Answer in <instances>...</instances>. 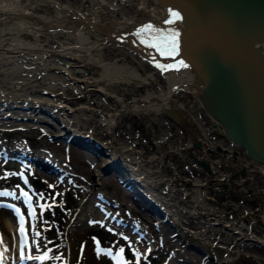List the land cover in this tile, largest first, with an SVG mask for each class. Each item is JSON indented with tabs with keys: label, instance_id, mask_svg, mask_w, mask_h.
<instances>
[{
	"label": "bare ground",
	"instance_id": "bare-ground-1",
	"mask_svg": "<svg viewBox=\"0 0 264 264\" xmlns=\"http://www.w3.org/2000/svg\"><path fill=\"white\" fill-rule=\"evenodd\" d=\"M2 1L0 0L2 3H0V106L5 104L7 108L12 107L13 109L20 103L29 108L34 106V110L46 107L52 117L57 118L58 122L61 120L62 128L58 137H54L55 139L62 138V134H66L64 139L66 137L74 139L77 134H82L81 126L85 124L101 126L108 134H112L118 122L117 117L121 114L145 115L148 112L162 114L167 108H173L181 116H185L183 110L192 112L194 109L196 112L202 113L197 120L199 123L193 122L199 127V131L201 129V132L194 140V142L200 140V145L198 148L193 147V151L190 150L191 156L207 163V151L210 153L221 152L212 158L209 171L202 172L205 181L198 183L195 175L189 179L191 183L193 182L192 191L199 187L202 188L205 201L193 197L188 199L187 196L191 191L186 190L185 187L180 188L183 190L181 191L182 195H177L176 199H170V194L168 196L166 193L167 190L157 186L161 171L150 166L156 160L161 163L163 156L168 151L176 154V158L179 149L183 155H186L187 149L189 150L192 144V138L174 146H167L169 150L162 152L159 144L165 141L162 144L167 145L169 137H161L155 141L156 150L149 160H144V154L134 145L132 147H113L101 142V145L108 151V156L104 157L105 163L123 158L135 178L149 189L146 191L153 199L160 195L161 199L171 204L165 213L174 212L175 209V212L179 211L180 215L187 214L192 219L195 217L194 214L201 210L207 214V209L210 206H207L206 202L209 200L212 201L209 203L211 206H219V202L222 201L223 208L221 209L223 211L226 210L225 208L238 211L239 208L242 213H249L250 205L247 204V199L243 194L249 188L248 183L243 181V184L240 185L235 175L244 176L248 181L242 168L254 163L246 156L244 149L232 143L228 137L223 136L222 126L205 110L198 97L200 86L192 69L188 67L179 72L168 71L161 74L153 64L149 63L151 50L145 45L155 42L149 31L146 30L143 33L147 38H143V44L134 45L133 40L136 37L128 35L142 24L149 22L161 28L179 27V22L172 26L164 24V21L169 17L167 8L157 0H80L75 3H70L68 0H5L7 1L5 4ZM46 5L52 8V13L40 14L39 7L47 9ZM141 15L142 17H138ZM125 36L127 39L121 42L120 37ZM42 37L47 38L41 42ZM152 39L154 40L152 41ZM160 62L171 63L166 60ZM155 86L158 89L155 90ZM143 88L145 94H135L136 91H141ZM181 91L190 94L194 100L176 98ZM42 93H48L51 96L44 97ZM101 95L116 102V107L119 109H116L114 113L109 112L105 117L97 120L95 116L101 110L91 107V105L96 103L95 99L101 101ZM83 99H89V102H92L89 103L90 106L75 105L77 100ZM7 111L9 112V110L3 111L0 108V125L4 122L1 120L5 118L12 119L14 117L13 122L10 123L13 125L19 124L16 123L18 119H32L37 123L32 124L33 127L45 131L42 126L38 125L42 124L44 120L40 118V115L23 113V117L17 118V115H12ZM18 122L20 121L18 120ZM188 131L191 132L189 129ZM196 160L192 164L199 168L200 164ZM176 164L178 162L173 160L166 167L182 174ZM114 166L111 174H119ZM250 170L246 169L247 172ZM162 172L167 174L169 171L164 169ZM175 176L177 179L181 178ZM162 177L163 175H161ZM250 191L252 190L250 189ZM230 192L238 194L239 199H229L227 195ZM231 201L236 203L235 207ZM258 205L264 212V202L258 200ZM157 207L156 210L161 211L159 204ZM261 214L263 215L262 212ZM248 215L257 218L258 212ZM179 218L180 216L177 220ZM160 219L158 218V220ZM212 220L220 222L218 224L222 227L232 226L236 223L231 221L227 224L223 218L218 219V217ZM115 223L117 224V221ZM8 225L11 230H14V224L8 222ZM223 230L232 233L233 227L223 228ZM192 232L198 235L204 234L203 231L196 229ZM239 232L241 231L236 230L235 235L238 236ZM250 234L254 235L251 229ZM249 237L245 243L251 245L253 242L256 243L255 246H258V238L255 241ZM0 238L3 240L0 250H3V247L9 248L7 239L1 233ZM242 238L243 235H240L235 239ZM220 239H211L212 246L215 242L216 248L223 247L221 249L224 250V253L231 252V247ZM153 243L155 242L153 241ZM259 245L258 249L264 247L262 241ZM13 254L12 250L5 253L4 264H13V261H16ZM231 259V257H226L225 261ZM57 264L60 263L57 262Z\"/></svg>",
	"mask_w": 264,
	"mask_h": 264
},
{
	"label": "rangeland",
	"instance_id": "rangeland-1",
	"mask_svg": "<svg viewBox=\"0 0 264 264\" xmlns=\"http://www.w3.org/2000/svg\"><path fill=\"white\" fill-rule=\"evenodd\" d=\"M78 1L80 0H68L70 3ZM2 2L4 4L7 3L5 0ZM46 7L47 9L39 7L38 12L44 15L52 13V8L47 5ZM138 17H142V15ZM46 38L47 37H42L41 42ZM88 73L91 75L89 71ZM159 79L162 78L159 77ZM154 89L156 90L158 87L155 86ZM135 94L143 95L145 94V89L143 88L141 91H136ZM42 95H44V97L51 96V94L48 93H42ZM176 98L194 100L190 94L183 91H181ZM95 100H97L96 103L89 102V99L77 100L75 105L90 106L92 103L91 107H96L101 110V112L95 116L97 120L105 117L109 112L114 113L117 109L116 102L104 96H102L101 101H98V99ZM17 105L20 107H13L12 109V107L7 108L5 104H2L0 108L3 109V111L9 110L7 113H12V115L15 116L17 115V118L23 117V113L32 114L34 116L40 115V118L51 122L53 126L44 123L38 124L45 129V131H42L32 126V124H37L32 119H18L20 122L17 120L16 123H19L17 125L10 124L13 122L14 117L12 119H2L1 121L4 122L0 125V150H4L10 156L14 157H18L21 154H30L31 157L49 156L57 163L61 169V173L65 174L64 183L59 184L57 175L50 174L36 167L33 169L34 176L32 180L36 188L35 193H44L49 201H51L52 197H55L56 206L50 210H46L43 217V220L48 221V223L42 226L50 230L44 231L42 235L47 240L54 242L48 245V247L54 249L56 254L63 253L64 259L62 261L53 260L51 264H57V262L60 264H114L111 257H106L103 252L100 258L96 257L95 241L97 240L101 242L100 247H103V249L113 248L114 253L116 248L125 247L126 259L128 261H133L134 259L131 251L134 250L144 253L145 248H143L142 243L137 242L134 238L136 233L132 232L131 227L123 224H116L115 219L111 220L110 217L113 213L121 217L124 222L126 221L130 224L132 219L137 220L140 218V229L146 236V240H144L143 243H145L146 248L149 247V250L155 249L150 255L141 257L142 264H220L225 261L227 256L225 257L224 250L221 248H215L216 254H218L217 257L213 255L214 259L208 260L206 256L204 257V255L188 245L189 243L198 244V246L209 254H214L211 252L212 247L210 244L212 243L209 240L208 234H203V236L192 232L193 229L191 227L195 226L196 220L195 218H189L187 214H181V222L184 227L183 241H179L178 238L165 239L167 237H165L162 232L166 228V225L164 223L159 224L158 228H160L161 231L158 232L154 218L150 217L149 214L134 204L131 200L129 191L119 183L116 176L111 173L106 175L102 174L100 165L103 161L106 162L103 156L98 158L93 153L81 149L73 143L66 142V139H64L66 134H62V138L55 139L53 135H59V131L62 128L61 120L58 122L59 120L57 118L52 117L46 107L34 110V106L29 108L20 103ZM182 112L185 113L188 119L187 122H198L197 120H199V116L202 114L196 112L194 109L192 112L188 110H183ZM165 116L164 113L156 114L153 112H148V114L145 115L135 113H132V115L121 114L117 117L118 122L112 134H108L101 126H93L90 124L81 126V133L92 136L100 142L106 143V145L109 144L113 147H132V145H134L142 151L144 160H149L156 150L155 141L159 140L161 136L169 137L167 145L162 143L159 144L162 152L169 150L167 146L179 144L183 137L182 131L185 130V127L172 123L167 117V125L165 126L163 123ZM193 118H195V120H193ZM173 160L178 161V158L175 157V154L168 151V153L163 156L162 162L160 163L159 160L154 161L155 163L151 165V168L157 171L160 170L161 172L166 169L169 171L167 175H170L171 178L175 180V175L178 174L177 171L166 167L170 165ZM176 165L177 169L182 172V175H180L185 180V185L190 187L192 183L189 179H191L195 173L191 166L190 170H186V167L190 165L188 159L185 158V160L179 161ZM19 167L20 162L18 161L10 159L8 163L4 164L0 158V177H3L5 173H14L13 171L17 170ZM94 173L96 175L95 181L92 180V174ZM177 180L176 182H178ZM17 184H19V182L15 175H9L7 178L0 179V189L2 191L6 189H15L18 192L19 189L16 187ZM100 195L103 196L106 201L100 200L98 198ZM6 199L7 198H0V200ZM221 202L222 201L219 203ZM231 202H233V207H235L234 204L236 203L234 201ZM17 203L21 204L20 201H17ZM209 203H212V201L209 200ZM107 211H111L110 215L104 216ZM238 211H240L239 208ZM90 221H95L97 223H90ZM8 222L14 224L9 210H0V233L7 239L9 243L8 247L14 252L13 255L16 256V261H18L19 243L18 245L16 244V228L14 226V230H11ZM109 228L113 231L109 232L107 230ZM161 234L165 239L164 245L158 244V241L163 239ZM165 234L167 235V232H165ZM14 236L16 237L15 239ZM125 236L128 237V241L123 239ZM153 238L155 243H153ZM128 244H131L132 247L129 248ZM42 251L43 250L39 252ZM52 254L53 253H49L50 256ZM226 263L264 264V260L256 262L251 257H241L238 260L232 258Z\"/></svg>",
	"mask_w": 264,
	"mask_h": 264
},
{
	"label": "water",
	"instance_id": "water-1",
	"mask_svg": "<svg viewBox=\"0 0 264 264\" xmlns=\"http://www.w3.org/2000/svg\"><path fill=\"white\" fill-rule=\"evenodd\" d=\"M157 1L183 17L177 27L180 58L198 79V97L205 110L232 143L264 167V0ZM165 114L181 121L173 108H167ZM75 137L82 142H76L79 147L98 157L108 156L99 140L86 134ZM194 145L199 146L200 141ZM196 161L209 171L205 161ZM113 165L120 182L135 193L139 181L123 158L100 169L104 175L110 174ZM92 176L95 178V173Z\"/></svg>",
	"mask_w": 264,
	"mask_h": 264
},
{
	"label": "snow or ice",
	"instance_id": "snow-or-ice-1",
	"mask_svg": "<svg viewBox=\"0 0 264 264\" xmlns=\"http://www.w3.org/2000/svg\"><path fill=\"white\" fill-rule=\"evenodd\" d=\"M169 17L164 21V24L167 26H172L178 21H182L183 17L178 12L171 8L168 10ZM149 31L150 36L154 38L157 43H148L145 45L151 51L149 52V63L153 64L161 74H164L168 71H177L179 72L182 69H187L189 65L180 58V37L181 33L176 27H163L161 28L158 25H155L151 22L142 24L135 31L130 32L128 35L136 37L133 40V44H143L142 34L145 31ZM127 37H120L121 42H123ZM162 45V46H161ZM161 60L171 61V63H161ZM179 65L180 67H176ZM8 175H16V173H5L0 179L7 178ZM25 174L20 173V176L23 177ZM24 184L27 185L28 181L25 179ZM17 191H0V198H12L13 200L23 201L25 206V211H22L21 207L16 206L14 203H0V210H9L10 216L14 221V226L16 228V236L19 239V264H23L25 260L27 261H39L41 264H51V261H62L64 259L63 253L56 254V251L52 248H49L48 245L54 243L53 241L47 240L43 237V232L47 229L42 225H47L48 221L43 220L44 213L46 210H50L56 206L55 197L51 198L49 201L44 193H30L28 190H25L24 187H21L17 184ZM60 195V194H57ZM34 197L35 202H34ZM41 201H43L41 203ZM39 210V211H38ZM90 223H97L95 221H90ZM109 232H112V229H107ZM16 237L14 236V239ZM95 239V238H93ZM125 241H128V237H123ZM43 241V243H42ZM100 241H96L95 255L97 258L101 257L103 254L106 257H111V260L114 264H139L140 254L136 253L135 261H128L126 259V248L118 247L113 252V248L102 249L100 247ZM3 245V240L0 238V246ZM83 247V246H82ZM128 247L131 248L132 245L128 244ZM43 250L42 255H36V252ZM10 249L3 247V250H0V264H4L5 253L9 252ZM49 253H53L51 256ZM13 264H17V261H13Z\"/></svg>",
	"mask_w": 264,
	"mask_h": 264
},
{
	"label": "built area",
	"instance_id": "built-area-1",
	"mask_svg": "<svg viewBox=\"0 0 264 264\" xmlns=\"http://www.w3.org/2000/svg\"><path fill=\"white\" fill-rule=\"evenodd\" d=\"M247 178L242 176L241 182L246 181L248 183V187L252 189V194L247 195L246 199L247 201L254 202V205L249 207V213L252 212H258V217L253 218V215H248L246 213H240L239 217L237 219L233 218L229 215V218L227 220V224L229 222H236L234 225H230L228 227L232 228L233 230L241 231L240 235H243L245 238H247L246 235V228L249 227L251 229L257 230V232H261V235L263 236L262 239H260L264 243V212L260 209V206L258 205V200H262L264 202V176L261 172H255L254 170H250V172H246ZM259 181L262 185L261 187L257 188L256 182ZM248 188V189H249ZM263 213V215L261 214ZM258 225V226H255ZM239 227L240 230L237 228ZM245 234V235H244Z\"/></svg>",
	"mask_w": 264,
	"mask_h": 264
},
{
	"label": "flooded vegetation",
	"instance_id": "flooded-vegetation-1",
	"mask_svg": "<svg viewBox=\"0 0 264 264\" xmlns=\"http://www.w3.org/2000/svg\"><path fill=\"white\" fill-rule=\"evenodd\" d=\"M229 199H239L238 194H234L233 192H230L228 195Z\"/></svg>",
	"mask_w": 264,
	"mask_h": 264
}]
</instances>
